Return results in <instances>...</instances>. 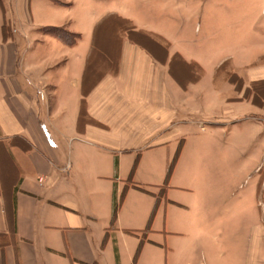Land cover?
<instances>
[{"label":"crops","instance_id":"0c3cea01","mask_svg":"<svg viewBox=\"0 0 264 264\" xmlns=\"http://www.w3.org/2000/svg\"><path fill=\"white\" fill-rule=\"evenodd\" d=\"M220 3L2 0L0 264H264V124L255 116L240 136L257 107H231L236 97L217 87L241 95L222 63L246 81L237 56L219 50L217 22L233 14ZM45 27L78 38L70 45ZM177 142L175 163L185 156L201 183L181 188L185 202L169 198L171 168L123 221L124 171L133 175L149 145Z\"/></svg>","mask_w":264,"mask_h":264},{"label":"rangeland","instance_id":"374dc122","mask_svg":"<svg viewBox=\"0 0 264 264\" xmlns=\"http://www.w3.org/2000/svg\"><path fill=\"white\" fill-rule=\"evenodd\" d=\"M220 2L222 7L231 8V10H233V14L226 15L219 19V22H217L219 28H223V32L221 33L222 38H220L222 41L220 43L219 50L223 51L225 54L229 53L237 56V58H235L237 62H235L236 70L246 81L248 80L249 74L246 73L243 67L247 62L252 63L249 69H251L252 73L254 74V76L251 77L252 80H254L250 83H246V81H244L242 78H238L236 75L233 76L231 72H228L227 66L225 67V77L226 75L232 76V79L230 80L233 82L236 81L238 88L241 86V95H239V97L236 95L237 93L233 91V88L230 84H223L222 82L217 86L221 89V98L224 97L226 99L236 97V101H228V103L232 105L231 107H257L256 111L252 113V115H247L250 120L241 122L236 127V132H238L240 136L244 137L251 130L252 126L250 125L252 123L251 120L253 117L257 116L258 118H261L264 124V1L220 0ZM255 12H257V14L253 15ZM213 22V20H210L209 23L213 24ZM246 28L253 30L251 32V36L246 38L243 37V35L239 36L238 31L240 29ZM97 45L100 48L102 47L100 43ZM209 49L211 51V48ZM238 56H241L239 62L237 61ZM233 86L235 87V85ZM223 87H225L224 90ZM246 90H250L251 92L249 102L244 101L246 97ZM262 137H264V134ZM210 145L211 153L215 154L217 158H221V153L223 151L222 145L213 144V142H211ZM149 146L150 147L148 150L135 155L134 161L138 157L137 159L139 165L133 175L131 176V170L127 169L124 171V175L122 177L123 180L119 182L122 186H128L130 192L124 197V199H122L123 208L121 211V218L123 221L133 220V218L137 216L138 211H141L144 207L142 197L143 195H147L145 194L146 192L144 190L157 193L159 190L157 187L164 184L171 168L172 171L168 185L169 187H172L169 189V198H176V200H182L185 202V199L189 193L181 190V188L189 185H199L201 183V176L190 175V162L185 158V156H183L181 160L177 159L175 163L176 154L179 153V142H177L175 145L170 144L165 148H153V145ZM191 146L192 144H188L187 150L189 147L191 148ZM257 148L258 147L256 144H253L252 146L248 145V154H251L252 152L254 154L257 151ZM237 162H239L240 168L250 171L251 166L249 165L245 156H241L238 161H235V163ZM200 166L201 165L198 167ZM258 175L263 181L264 160L259 167ZM254 179L255 178L246 181V186L248 187L251 185L252 182H254ZM113 181L115 182V179H113ZM243 181V179L237 181L235 186L242 183ZM255 184H253V186ZM133 186L139 187L141 189L136 190L137 188H134ZM259 187L258 193L259 191H262L261 182L259 183ZM262 214L264 216V212H262Z\"/></svg>","mask_w":264,"mask_h":264},{"label":"trees","instance_id":"16d2710c","mask_svg":"<svg viewBox=\"0 0 264 264\" xmlns=\"http://www.w3.org/2000/svg\"><path fill=\"white\" fill-rule=\"evenodd\" d=\"M0 3H2V0H0ZM40 31L42 33H44V34H52V35L56 36L58 39L66 42V43H68L70 45L73 44L76 41V39L78 38L76 35H72V34L66 32V31H64L62 29L54 28V27H45V28L40 29ZM226 66H227L226 63L220 64L219 67H218V73L220 72L221 68L224 69ZM232 75L235 76L234 74H232ZM226 78H227V81L228 82H230L233 85H235V88H236L237 91H240L241 86L239 85L240 87L238 88L237 87L238 84L236 83V81L233 82V81L230 80V79H232V76H227L226 75ZM253 88H255V87H253ZM250 94H251L250 90H246L245 100H250ZM251 101H252V99H251ZM80 108H81L80 109L81 110L80 117H81L85 113V107H84V102L83 101H82V104H81V107ZM113 217H115V210H114Z\"/></svg>","mask_w":264,"mask_h":264},{"label":"built area","instance_id":"2783aa9c","mask_svg":"<svg viewBox=\"0 0 264 264\" xmlns=\"http://www.w3.org/2000/svg\"><path fill=\"white\" fill-rule=\"evenodd\" d=\"M39 181L41 182V181H42V179H39Z\"/></svg>","mask_w":264,"mask_h":264}]
</instances>
